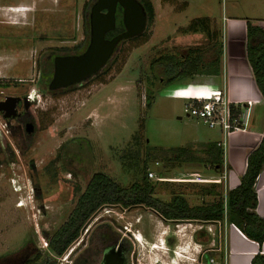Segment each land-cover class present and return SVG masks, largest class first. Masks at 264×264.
I'll list each match as a JSON object with an SVG mask.
<instances>
[{"label": "rangeland", "instance_id": "obj_1", "mask_svg": "<svg viewBox=\"0 0 264 264\" xmlns=\"http://www.w3.org/2000/svg\"><path fill=\"white\" fill-rule=\"evenodd\" d=\"M94 1L0 0V101L28 96L35 120L28 137L20 129L6 131L0 115V264H21L36 255L50 257L55 264H83L84 255L97 261L100 249L116 244L127 247L130 264H153L148 248L142 252L140 245L145 240L155 243L166 229V247L184 248L194 242L191 246L199 247L193 264H216L218 252L209 246L211 239L205 243L210 233L207 223L164 221L143 206L99 207L62 255L49 250L47 239L66 220L95 172L126 187L140 180L144 161L147 169L168 177L194 179L192 170L201 176H220L227 169L223 163L214 168L204 162L166 159L169 148L176 146L203 156L205 143L222 141L223 136L217 127L187 117L183 111L187 101L170 95L185 80L194 78L197 85L201 75L163 85V67L151 66L160 55L181 56L190 47H198L204 60H210L215 55L213 44L223 47L228 39L225 17L260 24L264 0H151L154 18L146 24L147 38L120 41L99 71L71 87L49 91L45 79L52 56L75 52L88 41L85 32ZM19 7L24 10H12ZM196 17L209 18L210 28L217 32L213 41L202 31H180L179 25ZM240 109L244 113V107ZM260 113L263 117L264 111ZM147 146L154 148L147 151ZM137 148L138 159L128 157ZM150 181L155 197L168 201L180 194L190 206L223 199L227 192L223 182L213 186L214 194H207L201 187L211 183ZM168 235L172 236L166 243Z\"/></svg>", "mask_w": 264, "mask_h": 264}, {"label": "trees", "instance_id": "obj_2", "mask_svg": "<svg viewBox=\"0 0 264 264\" xmlns=\"http://www.w3.org/2000/svg\"><path fill=\"white\" fill-rule=\"evenodd\" d=\"M143 6L150 25L154 18L151 0H138ZM120 10V9H119ZM119 12L118 22L114 30L108 32L107 37L123 30V23ZM183 32H205L210 41L214 40L217 32L210 28L208 17L192 18L181 29ZM140 37L147 38L146 29L139 35L128 38L134 40ZM213 38V39H212ZM127 40V39H126ZM122 40L120 43H122ZM119 43V44H120ZM82 45L76 50L82 49ZM118 46V45H117ZM117 46L115 50L117 49ZM215 55L210 60H204L198 47H190L181 56L160 55L153 60L152 66L158 64L163 67L165 80L160 83L165 85L177 78H191L195 75L217 76L221 73L222 45L220 42L213 44ZM246 57L250 64L255 83L264 99V30L258 25L246 20ZM47 79V78H46ZM72 86V85H71ZM69 86V87H71ZM232 111L235 105L231 104ZM237 110V107H236ZM239 111V106L238 110ZM135 138H137L135 136ZM152 146H147V151ZM203 156L196 154L186 146L169 148L170 156L166 159L171 162L200 163L203 162L214 168H219L223 163V149L218 142L207 141L201 149ZM139 148L129 152L128 157L138 159ZM264 165V135L259 144L251 150L246 158V167L236 187L229 189L225 197L210 203L190 206L180 194H173L168 201L155 197V184L147 178L146 162L139 171L140 180L129 186H121L103 172H95L89 178L84 190L78 195L76 203L60 227L47 239V245L56 255H62L67 247L78 237L80 229L89 217L101 206L120 205L123 207L143 206L154 210L161 219L165 220H199L223 221L234 224L249 239L260 246L264 240V219L256 212L257 198L254 190L255 180ZM158 174H163L159 172ZM201 187L203 193L214 194L213 186ZM77 191V187L74 188ZM104 227L108 228L107 225ZM21 264H55L50 257L41 258L36 255ZM250 264H264V256L256 254Z\"/></svg>", "mask_w": 264, "mask_h": 264}, {"label": "crops", "instance_id": "obj_3", "mask_svg": "<svg viewBox=\"0 0 264 264\" xmlns=\"http://www.w3.org/2000/svg\"><path fill=\"white\" fill-rule=\"evenodd\" d=\"M224 21V30L228 39L222 47L221 77L203 75L195 83L198 86L223 90L231 103L242 105L245 109L241 120L244 129L236 130L226 136H223L222 131L218 129L223 138L222 141L217 142L223 149V165L227 169L223 168L220 176H201L196 172L194 174L200 178L221 181H195L194 183L220 184L223 182L228 191L238 185L246 167L248 153L259 144L264 135V116L261 117L260 113L264 111V99L255 83L246 57V22L238 16H227ZM188 23L179 25L181 32ZM259 26L264 30V21H260ZM185 33L188 32H183ZM190 80L183 81L184 85L179 83L170 95L179 98L174 92L183 87L187 88L188 85L193 86L194 78ZM247 101L250 103L248 104ZM254 190L257 198L255 212L264 219V165L255 180ZM194 222L207 223V230L210 233L205 243L211 239L209 246H214L212 250L218 252L214 259L216 264H250L256 254L260 253L264 256V240L259 246L256 241L247 238L237 226L228 223L226 219L207 222L194 220Z\"/></svg>", "mask_w": 264, "mask_h": 264}, {"label": "water", "instance_id": "obj_4", "mask_svg": "<svg viewBox=\"0 0 264 264\" xmlns=\"http://www.w3.org/2000/svg\"><path fill=\"white\" fill-rule=\"evenodd\" d=\"M117 6L122 9L124 29L111 38H105V34L115 28ZM146 24L145 10L138 0H95L89 13L90 37L87 47L77 55L54 57V71L49 88L73 85L96 73L112 56L120 41L141 34L145 30ZM14 100L16 98L8 97L0 101V112L5 109L11 110ZM27 128L28 131H31L30 124ZM112 256V252L105 256L106 264H112ZM113 264H118V262Z\"/></svg>", "mask_w": 264, "mask_h": 264}, {"label": "built area", "instance_id": "obj_5", "mask_svg": "<svg viewBox=\"0 0 264 264\" xmlns=\"http://www.w3.org/2000/svg\"><path fill=\"white\" fill-rule=\"evenodd\" d=\"M188 92V93H187ZM205 94V97H195L191 94ZM176 97L185 99L187 102L184 106V113L187 117L201 120L207 124L208 127H217L223 133V136L230 134L236 130H243L244 125L241 124L243 113L240 111L242 105L231 103L224 95L223 90L210 89L202 86H190L187 88H180L174 92ZM249 104L250 101H247ZM231 104L235 105V110L232 111ZM239 106V111L238 110ZM237 107V110H236ZM209 166V165H208ZM195 169V167H194ZM193 171V170H192ZM194 179L186 177H168L158 174L152 170L147 169V178L158 182H220V179H204L196 176L193 172ZM182 172V171H180ZM210 261H213L210 259Z\"/></svg>", "mask_w": 264, "mask_h": 264}, {"label": "flooded vegetation", "instance_id": "obj_6", "mask_svg": "<svg viewBox=\"0 0 264 264\" xmlns=\"http://www.w3.org/2000/svg\"><path fill=\"white\" fill-rule=\"evenodd\" d=\"M90 9H91V7H90ZM90 9H89V13H90ZM103 11H105V10H103ZM119 12L121 13V17H122V9L119 6H117L116 11H115V26L117 25V22H118ZM89 13H88V28L86 29V32H85L86 34H89ZM121 20H122V18H121ZM123 29H124V27H123ZM108 32H110V31H108ZM108 32L105 34V38H111L117 34V33H115V34L107 37ZM89 37H90V35H89ZM88 42H89V38H88L87 42L83 41V44L81 46L82 49L77 50L75 52L54 54L52 56V69L47 70V72H46V76H47L46 78L47 79H45V86L49 91L62 90V89H66L69 86H71V85H69V86L59 87V88H55V89L49 88V83L53 77V71H54V67H53L54 57L55 56H66V55L80 54L85 50V48L88 45ZM7 98L8 97H6L5 99H7ZM13 98H16V100H14L13 108L11 110L5 109L3 112H0V115L4 119L5 126L8 129L6 131H9V133H12L14 129H20L21 132L25 133L29 137L32 134L34 127H35L34 117H33V115H31V113L29 111L31 106H32V99L26 95L16 96V97L13 96ZM1 101H3V100H1ZM29 124L31 125V131L27 130L28 129L27 127L29 126ZM163 220L165 221V219H163ZM168 221H176V220H168ZM171 236L172 235L167 236L166 242H168L167 240ZM110 252H112V255H113L111 257L112 259L110 258L112 260V264L114 262H118V264H130L129 263V254H128L129 252L127 251V247L125 245H120V244H116V245L109 246V247H103L102 249H100L101 256L99 257V259L97 261L93 260L94 258H92L88 254L84 255L83 256V264H106L104 259H105V256L107 254H109Z\"/></svg>", "mask_w": 264, "mask_h": 264}, {"label": "bare ground", "instance_id": "obj_7", "mask_svg": "<svg viewBox=\"0 0 264 264\" xmlns=\"http://www.w3.org/2000/svg\"><path fill=\"white\" fill-rule=\"evenodd\" d=\"M15 12L23 11L24 9L19 7L16 9H13ZM188 93V92H187ZM195 97H205L206 95L203 94H191ZM20 203V202H19ZM18 203V204H19ZM155 217V216H154ZM147 224V223H146ZM161 226V225H160ZM211 226V225H210ZM147 227V226H146ZM163 227V224H162ZM165 228V227H164ZM161 229V228H160ZM199 229V228H198ZM197 229V230H198ZM144 230V229H143ZM148 230V229H147ZM164 230V229H163ZM167 230V229H166ZM164 231L158 235V238L156 239V242L149 243L147 240H145L144 243L140 245L141 251L146 252V248H148V253L151 256L153 264H193L194 262V251L198 249L199 245H197L195 248L191 246V242L188 246L184 248H177V249H170L164 245V236L167 234L168 231ZM169 230V228H168ZM176 232V231H175ZM191 232V231H190ZM177 234V233H174ZM189 234V233H188ZM178 243L182 241L179 234H177ZM185 236V235H184ZM188 237V236H187ZM148 238V237H147ZM192 240V239H191ZM189 242V241H188ZM187 242V243H188ZM197 243V242H196ZM147 246V247H146ZM178 246V245H177ZM171 252V255L170 253ZM155 254V255H154ZM196 254V253H195ZM153 257V258H152ZM195 263V262H194Z\"/></svg>", "mask_w": 264, "mask_h": 264}, {"label": "clouds", "instance_id": "obj_8", "mask_svg": "<svg viewBox=\"0 0 264 264\" xmlns=\"http://www.w3.org/2000/svg\"><path fill=\"white\" fill-rule=\"evenodd\" d=\"M135 238L137 239V237L135 236ZM167 238V237H166ZM165 242H166V240H165ZM167 243V242H166Z\"/></svg>", "mask_w": 264, "mask_h": 264}]
</instances>
